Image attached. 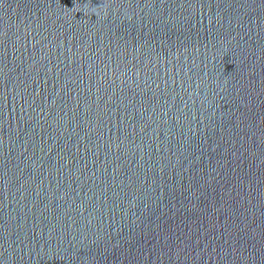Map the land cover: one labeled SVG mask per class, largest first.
<instances>
[{
    "label": "water",
    "instance_id": "1",
    "mask_svg": "<svg viewBox=\"0 0 264 264\" xmlns=\"http://www.w3.org/2000/svg\"><path fill=\"white\" fill-rule=\"evenodd\" d=\"M0 264H264V0H0Z\"/></svg>",
    "mask_w": 264,
    "mask_h": 264
}]
</instances>
